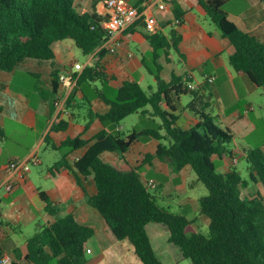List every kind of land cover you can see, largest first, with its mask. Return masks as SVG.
Masks as SVG:
<instances>
[{
    "label": "trees",
    "instance_id": "trees-1",
    "mask_svg": "<svg viewBox=\"0 0 264 264\" xmlns=\"http://www.w3.org/2000/svg\"><path fill=\"white\" fill-rule=\"evenodd\" d=\"M77 0H0V70L11 72L26 59L52 61L55 53L53 44L63 39H73L85 55L97 51L107 38L104 22L107 13L98 12L94 0L92 10L81 11ZM134 5L140 11L142 3ZM207 16L220 29L223 37L235 47L229 61L237 71L248 75L252 82L264 88V42L256 36L243 31L233 22L224 6L229 0H198ZM264 3V0H261ZM184 12L175 3V18L183 19ZM137 21L130 28L136 27ZM174 21L168 34L161 30L155 33L144 32L152 47L154 75L157 89L148 92L139 82L123 81L111 98L103 89L94 87L98 96L109 105L104 113L91 112V119L97 117L105 126H118L129 115L146 113L151 107V115L159 117V128L148 127L135 130L126 137L119 132L100 131L89 145L85 154L70 164L67 155L90 143L77 136L67 138L59 146L61 157L56 167H66L76 175L93 176L97 194L88 196V202L106 220L117 239H128L144 264H164L157 256L146 226L150 222L162 223L170 231L169 240L179 247L184 258L192 264H264V194L260 191L243 194L250 183H260L264 188V148L256 147L245 156L248 179L244 178L235 166L226 172H217L214 157L233 158L231 145L234 134L214 121L206 110L210 106L211 94H203L205 89H190L189 75H173L166 81L162 75L159 57L162 51L174 49L182 35ZM106 49H99L102 56ZM59 70L54 69L52 92L60 87ZM108 78L104 68L99 65L86 66L71 91L67 107H72L75 93L81 90L83 102L90 104L92 99L84 87L92 81ZM39 89V86H37ZM203 91V93L201 92ZM190 93L191 101L187 108L194 112L198 122L190 128L177 125L178 116L173 112L180 102L173 105L172 94L180 96ZM44 98H47L42 94ZM205 99V100H204ZM54 130L64 129L68 121H58ZM87 126V125H86ZM166 131L165 136L160 130ZM3 129L0 125V136ZM143 137L166 138L168 143H160L156 156L171 164L174 171L189 166L206 187L208 193L199 199L200 212L209 218V234L190 231L191 221L183 214L170 211L161 206L150 187L143 181L140 168L123 172L106 163L101 155L105 151L125 153L132 143ZM146 155L145 163L152 159ZM46 211L57 216L54 222L40 226L27 239V253L24 257L17 250L18 259L32 264H85L88 260L87 244L95 229L80 223L73 213L58 215L59 209L50 197L42 191ZM5 250L0 244V260ZM10 264H23L11 261Z\"/></svg>",
    "mask_w": 264,
    "mask_h": 264
},
{
    "label": "crops",
    "instance_id": "crops-1",
    "mask_svg": "<svg viewBox=\"0 0 264 264\" xmlns=\"http://www.w3.org/2000/svg\"><path fill=\"white\" fill-rule=\"evenodd\" d=\"M127 1L133 5L138 2V0ZM94 2V0H77L76 5L81 11H89L92 10ZM175 3L184 12L183 23L174 26L180 31L182 39L178 45L179 51L173 49L176 55L173 54L172 49L167 52L162 51L159 57L162 66L161 75L168 82L173 79V75L180 77L189 75L190 80L187 83H193L195 90L208 88L204 93L201 92L204 95L210 93L214 96L218 110L213 111L212 99H209L210 106L206 111L217 118L221 127L229 128L234 134V142L231 145L233 158L229 156L219 158L223 161L220 169L226 172L235 166L233 161L236 160L238 151H241L245 158L249 149L256 148L252 146L250 137L255 136L253 134L258 129L256 122L262 118L259 114L248 115L255 111L252 100L264 101V88L252 82L246 73L232 67L229 57L234 53L235 47L223 37L220 29L207 16L198 0H175L164 10L147 1L141 6L146 14L157 17L160 30L168 34L173 27L170 22L175 18ZM96 8L102 14L107 13L105 0L98 1ZM224 8L229 18L240 29L264 42V3L261 0H229ZM144 32L146 30L141 22L118 35L121 45L116 52L105 51L100 56L99 48L94 53L86 55V61L82 63L84 68L99 63L108 78L105 81L100 79L92 81L91 86H88L86 91L92 99L90 104L83 102L84 94L78 90L72 107H67L68 114L61 116L60 120L53 104L52 73L57 68L59 76L66 74L68 77L60 84V92H64L70 73L73 71V64L79 62L73 39L59 40L53 44L55 67L52 66V61L26 59L11 72L0 70V125L4 133L0 136V244L5 250V255L11 256L12 261L32 264L25 262L23 258L18 259L17 250L24 257L27 253L28 237L40 226L54 222L57 218L56 215L46 211V202L40 194L44 191L59 209L58 215L73 213L80 223L95 229L94 235L87 244L88 260L85 264H144L136 254L133 244L128 239H117L106 220L89 204L88 196H94L98 191L93 176L86 177L78 171L75 175L66 167H56L55 164L61 154L53 147V145L59 146L67 138L77 136L90 142L67 155L69 163L73 164L85 154L94 141L93 138L104 129L108 132H119L126 137L135 130L148 128L143 122H121L115 127L105 126L97 117L91 119L90 115L91 112L104 113L109 109V105L98 96L97 92L91 94L92 87L103 89L108 96L106 89L109 85L113 94L117 93L118 87L125 80L137 81L143 87L142 82L151 77L155 87L151 84L150 91L157 89L155 77L149 69L154 68L152 47ZM25 72L39 78L41 81V85L38 83L39 89L36 83L32 90L25 91L24 83L16 79L17 73L25 75ZM210 76L215 77L212 82L208 81ZM227 97L234 103L225 107ZM176 98L180 102L178 109L173 111L178 116L177 125L183 128L192 127L198 122L196 114L187 108L192 95L186 93L176 97L172 94L173 105H177ZM242 100L245 101L244 111L239 106ZM146 110L144 114L146 119L155 118L151 115V107H147ZM62 120L68 121L66 127L54 130L53 126ZM165 134L164 130L162 135ZM241 140L246 143L240 142ZM161 142L166 144L168 140L165 137L162 139L143 137L134 141L125 153L105 151L101 157L106 163L123 172L139 167L144 182L154 177L144 175L141 172L142 167L164 173L168 177L166 184L157 181V187L164 188L167 196L171 198L181 193L177 201L178 209L169 210L185 215L196 227L201 223L209 224V218L200 212L199 199L203 195L194 194L195 190L189 185L190 179L195 181L192 169L187 166L176 172L169 162L159 159L156 152ZM262 147L264 148V145ZM42 149H53L58 153V157L51 160L46 165V169L35 171L30 168L23 180L16 179V173L8 169L10 162L22 160L29 161L34 167L43 165L45 160L40 155ZM147 154L153 157L145 163ZM33 158H39V163H32L30 160ZM12 182L15 184L14 188L8 191L5 186ZM257 185L261 184H254V188L252 187L246 194L254 193ZM189 209H193L196 214L187 213L186 210ZM146 230L157 256L164 264L184 261L185 258L179 247L169 240L170 231L167 226L150 222Z\"/></svg>",
    "mask_w": 264,
    "mask_h": 264
},
{
    "label": "rangeland",
    "instance_id": "rangeland-1",
    "mask_svg": "<svg viewBox=\"0 0 264 264\" xmlns=\"http://www.w3.org/2000/svg\"><path fill=\"white\" fill-rule=\"evenodd\" d=\"M75 51H76V57L79 59L80 63H83L86 61L87 56L81 51V49H79L77 46H75ZM173 51V49H172ZM173 54L176 55V53ZM23 73H17V80H20V82L24 83V88L25 91L26 90H32L33 86L36 85V83L41 85V81L39 80V78L37 76H35L34 74H30V73H26L25 75H22ZM198 78L200 79V76L197 75ZM151 77H149L148 79H145L142 82V85L144 87V89H146L147 91H150V85L152 84L153 87H155V83L153 81V79H150ZM38 84V86L40 87V85ZM85 89L88 88V85L85 84L84 85ZM94 87L90 88L91 90V94H93L95 92V90H93ZM107 94L109 97L113 98L115 96V93L112 94V88L109 85L107 87ZM210 99H212V103H211V108L213 109V111H217V105H216V99L214 98V96H210ZM226 103H225V107L227 105H233L234 101H232L229 97H227L226 99ZM253 104H254V108L255 111L254 112H250L248 116H253L254 114L256 115H260V117L262 118V120H259L257 123L258 125V129L257 131L253 134L255 136H251L250 139H252V146L253 147H262V145H264V101L262 100H252ZM244 104L245 101L242 100V102L239 104V106L241 107V110L244 111ZM214 121L216 123H218L217 118L214 117ZM124 122H143L145 125H147L148 127H153V128H159L160 124L159 122H161V120L158 117L155 118H151V119H146L144 114H139V113H134L129 115L128 117H126L123 121ZM147 122V123H145ZM162 132H164L163 129L160 130V133L162 134ZM254 137V138H253ZM247 141H249V138L247 139ZM242 143H246V141L244 142V140L240 141ZM40 155L41 157L45 160V163L43 165H39L37 167H34L33 164H31L30 162L28 163V167H30L32 170H41V169H46V165L49 164V162L51 160H53L54 158L58 157V153L56 151H54L53 149H49V150H45L42 149L40 151ZM236 163H235V167L237 170H239L241 172V174L243 175L244 178L248 179V174H247V164H246V160L243 156V153L241 151H238L236 153ZM214 162L216 164V171L217 172H223L220 169V164L223 163V161L221 159H219V157H214ZM234 163V161H233ZM141 172L144 173V175H146L147 177H154V179L157 181H163L166 184V180L168 179V177L162 173V172H156L154 169L152 170H148L147 167H142ZM192 174H193V178L195 181H192V179H190L189 185L190 187H192L191 189H194L195 191L193 192L194 194L201 196V195H207L208 191L206 189V187L204 186V184L201 181L197 180V175L196 173L192 170ZM170 180V177H169ZM197 185H195L196 183ZM254 188V184L251 183L248 186V189H244L243 193L246 194L248 191L251 190V188ZM170 188V186H169ZM164 189V188H163ZM163 189H161L160 187H150V191L156 196L158 203L168 209L171 210H176L177 208V201H178V196L181 193H178L177 195H174L173 198H171L170 196H167L166 191H164ZM260 191L261 193L264 194V188L261 185H257V187H255V191ZM201 191V192H200ZM201 193V194H200ZM202 197V196H201ZM187 213L190 212V215H195V211L193 209H189L186 210ZM189 215V214H188ZM34 231V230H32ZM190 231H199L202 232L204 234H209V224L208 223H201L199 227H196L194 225H190ZM177 264H192L190 259L185 258L183 262L181 263H177Z\"/></svg>",
    "mask_w": 264,
    "mask_h": 264
},
{
    "label": "built area",
    "instance_id": "built-area-1",
    "mask_svg": "<svg viewBox=\"0 0 264 264\" xmlns=\"http://www.w3.org/2000/svg\"><path fill=\"white\" fill-rule=\"evenodd\" d=\"M175 0H148L147 2L153 3L158 9L164 10L167 8L168 4ZM105 5L107 8L108 19L104 22V27L107 32V38L101 45V49H106L107 51L114 53L117 51L118 47L121 45V41L118 39V35L124 30L129 28L131 25L137 21H142L144 28L149 33H155L160 30V25L158 19L155 15L146 14L143 10L140 11L137 6L131 4L127 0H105ZM175 25H181L183 23L182 18H174ZM84 70V65L80 62H75L73 64V71L70 73L68 84L65 86V91L60 92V87L56 93H54L53 104L58 112V120H60L64 115L68 114L67 110V100L70 92L73 90L77 83V80ZM66 74L60 76L61 83L67 80ZM215 77L210 76L208 78L209 82H212ZM188 87L194 89L193 83H189ZM32 163H39V158H33ZM237 161L234 160V163ZM29 161H12L10 162L8 169L13 173H16L15 178L18 180H23L25 174L29 171L28 167ZM149 187H157V183L154 179L146 181ZM14 182L6 184V189L11 191L14 188ZM12 261L11 256L5 255L1 260L0 264H10Z\"/></svg>",
    "mask_w": 264,
    "mask_h": 264
}]
</instances>
